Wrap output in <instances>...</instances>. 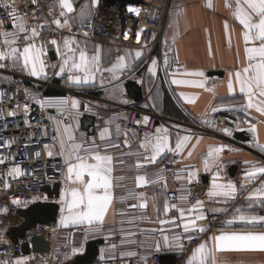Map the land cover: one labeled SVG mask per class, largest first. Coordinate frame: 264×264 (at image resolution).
I'll return each instance as SVG.
<instances>
[{"label": "crops", "instance_id": "1", "mask_svg": "<svg viewBox=\"0 0 264 264\" xmlns=\"http://www.w3.org/2000/svg\"><path fill=\"white\" fill-rule=\"evenodd\" d=\"M53 4V14H57L61 9L58 7L59 0H50ZM100 0H97V4ZM163 1V0H156ZM211 3L212 7L207 5ZM96 4V5H97ZM88 5L90 8V17L94 7H91V0H75L74 8L76 11L72 14H68L69 18L72 16H78L81 6ZM225 0H173L172 8L170 10L169 17L166 25L161 32L162 46L161 51L164 59L171 57V68L168 67V61L164 74L160 73L159 53H152V48L139 49L133 48L125 51L122 55L125 56V64L127 67L118 72L120 76L119 80H113L112 74L103 73L97 74L95 83L89 85H82L80 87L69 88L65 84V79L62 76L54 75L58 68H53V65H58L61 61L58 58L56 46L48 44L46 47V67L45 73L40 77H33L26 73L25 86L32 90L33 96H42L43 100L52 102L53 106H44V109L57 110L55 102L61 99H76L78 101V108L72 110L70 104L68 106L69 111L62 117L52 116L51 125L54 135L56 134L54 129L56 127L55 121H65L72 125L77 131L75 135L84 136L87 138L97 137L98 134L88 135L81 129V118L84 115H89L95 119L99 116L106 118V121L113 118H125L126 113L119 109L120 96L126 93L124 90V84L122 83L125 76L138 70L145 61H147L144 70H140V74L144 77V83L140 85L143 89L142 101L138 103L139 108L143 110H149L156 115H159L166 119L165 124L161 122L156 124V127L169 126L173 129L170 134V145L175 146L177 139L182 138L185 135H189L192 139L188 142L187 147L183 150V153L178 157V163L174 172V176L170 177L163 171V177L156 185H147L145 187H137L135 183V176L138 174L134 169L136 163L135 157L125 156L124 164L117 165V171L114 172L115 176H124L125 179L120 183L123 187H117L114 190V194L117 199L123 195L127 196L129 191L137 194H143L147 198L146 202L148 208L146 211H142L138 208H132L131 205L137 204L135 199H127L124 203H114L113 208L107 213L103 229L99 232H88L87 226H72L65 227L61 221L62 218L67 215L66 212H62L61 193L65 187V179L60 184L59 198L55 200L58 205V214L56 222L49 226L50 230V245L51 249L61 254L66 260L72 261L75 257L84 254L85 245L90 241L101 240L105 243V247L99 250V256L101 258H113L115 256H121L129 259L140 258L146 259L153 253H159L163 257L164 264H185L186 260L190 257L192 250L195 249L200 243H205L208 240L200 242L195 247L189 249L185 239H182L184 244V251L181 253L179 249L168 250L165 249L161 252L154 250V243L160 239L159 232L152 233L150 230L157 228L158 224L149 222L157 219L156 213L152 208V197L155 194L156 199L162 209L165 198V193L173 189L175 181H188V172L195 171L196 175L192 178L191 182L196 181L199 177L206 178L205 192L207 193L211 189L213 183V175L218 174L220 179L218 183H227L223 177V173L227 171L230 174V168L236 162L243 164V183L245 172L252 164L264 165V153L260 152L257 147V141L260 144H264V116H260L255 110H249L250 115L245 116L242 112H216L225 113L235 116L238 119V131L249 130L251 125H255L256 132L252 131V142H242L240 146L231 145L224 138H220L213 134L205 132H196L192 125V120L198 123L204 129H210L207 124L203 123L204 119H211L216 113H212L213 107L232 108L238 107L244 103L240 97L238 87H236V97L233 99L229 97L227 93V82L230 74H233L237 68L243 67L245 63L244 45L241 40V26L230 15V11L225 8ZM63 22L62 17H58ZM42 21V18L27 19L26 23L29 27L33 26L35 22ZM225 21L228 23L227 33L224 28ZM88 21H86L87 23ZM49 30H62L68 31L67 28H57L55 24H45ZM80 23L72 24L71 30L80 27ZM70 37V36H69ZM73 37V36H71ZM81 43L86 40L82 36L74 37ZM63 51L62 40H58ZM87 42V41H86ZM89 55L93 54L94 46L97 44L87 42ZM100 46V45H98ZM101 48V62L102 67H110L117 59V55L111 46H100ZM163 48V49H162ZM140 51L141 57L136 58L135 52ZM131 53V58H127ZM152 60H156L155 75L148 72V68L152 67ZM222 71V77H209L208 72ZM186 72H203L202 77L186 76ZM3 77V74L0 73ZM66 76V74H65ZM5 77V76H4ZM104 80L103 86L100 81ZM178 79L182 81H188L192 84L203 83L204 88L190 86L189 84L175 85L171 81ZM111 81V82H109ZM234 82V76H233ZM47 85V87H45ZM205 88L210 89L206 91ZM73 91H86L87 96H80L72 93ZM186 98L192 100V103L186 102ZM220 98H224L220 100ZM116 119L111 124H106L105 127L109 128L111 134L115 132ZM247 120L248 122H245ZM175 126V127H174ZM104 127V128H105ZM155 127V128H156ZM250 131V130H249ZM155 134V133H154ZM130 137V144L133 150H139L138 145L142 139L140 135L133 132H128ZM124 137V133H123ZM132 137H135L132 139ZM196 138H200V143L196 144ZM125 139V137H124ZM241 142V141H240ZM212 147H223L225 150L220 153L219 159L215 161L213 165H210V170L205 171L203 166V159L206 156L207 149ZM189 150L193 151L191 157L187 156ZM53 156L62 158L59 155V143L54 141V145L50 148ZM129 149L121 147L119 149L112 150L114 156L120 155L121 152H128ZM172 154L165 153L162 157H170ZM160 157L159 160L162 158ZM158 160V162H159ZM149 165L147 169H141L139 174H144L145 171L149 175L155 170H162L158 164ZM122 168L123 171L119 169ZM65 173V166H64ZM179 177V179L177 178ZM260 177L258 176L251 184H248L245 189H238V196L247 197L249 193L254 191L260 186ZM189 182V181H188ZM166 184V188H165ZM209 198V197H208ZM47 201L46 198L42 197ZM222 197L209 198V201L204 202L203 214L207 217L203 221H199L198 225L206 226L207 233L209 230L208 216L211 214L222 215L227 220L232 219L231 215L235 214L237 207L246 211L247 213H259L257 206H241L231 205L229 207L216 205L215 201H223ZM178 202V201H177ZM194 204V203H192ZM214 209H223V211L216 212ZM119 212H124V216L118 215ZM144 215V220L136 219L132 224L128 221L133 217H140ZM177 215L175 211L170 212V216ZM226 220V221H227ZM123 221V222H122ZM168 226H165L167 228ZM240 225L235 224L230 227H222L218 229V234L221 231H233L240 230ZM123 230V231H122ZM255 231H264L260 229H254ZM128 232H134L136 235L128 236ZM141 233H144L143 235ZM198 233V234H204ZM172 234L181 235L183 238V229L174 228ZM215 233L210 235L213 236ZM125 239L135 241V243H125ZM117 241V246L113 248L110 243ZM143 241V245H141ZM73 249H76V253L73 254ZM132 251L136 253L134 257H127L124 255L126 252ZM220 258L226 262V264H264V252L259 251H226L219 254Z\"/></svg>", "mask_w": 264, "mask_h": 264}, {"label": "snow or ice", "instance_id": "2", "mask_svg": "<svg viewBox=\"0 0 264 264\" xmlns=\"http://www.w3.org/2000/svg\"><path fill=\"white\" fill-rule=\"evenodd\" d=\"M75 0H59L58 7L61 9L59 17L64 18L61 22L60 18H56L51 23H54L57 28H67L71 32L72 24L80 23L83 27L87 23L90 27V8L88 5H82L79 15L69 18L68 14L76 11L74 8ZM97 0H91V7H95ZM212 7L211 3L207 5ZM225 8L230 11V15L241 26V40L244 45L245 63L243 67L230 74L227 82V93L233 99L236 97V87H238L240 97L243 99L238 107L223 108L213 107L212 113L216 112H242L246 117L250 115L249 110H255L260 116H264V0H225ZM0 8L7 11L8 17L11 19L12 31L7 30V25L0 23V68L4 67H19L27 71L33 77H40L45 73L46 61L42 59L46 55V47L44 43L37 44V39L40 38L41 32L47 22L29 27L26 23V15H19L10 0H0ZM130 12L139 13V9L129 8ZM225 31L227 33L228 23L225 21ZM86 37L87 31L83 32ZM48 44L56 46V51L60 63L53 65V68H58L54 72L56 76H62L65 79V84L69 88L80 87L82 85H89L95 83L97 74L103 73L112 74L113 80H119L118 72L127 67L125 64L126 57L118 56L116 61L110 67L103 68L101 62V48L94 46L93 54L89 55L87 42L81 43L74 37H65L62 39L63 51H61L60 43L56 39H49ZM140 51L135 52V57H141ZM127 58H131V53ZM8 62V63H4ZM157 61L152 60V67L148 68V72L155 75V65ZM167 64V57L165 58ZM66 74V76H65ZM186 76L202 77L203 72H186ZM234 76V82H233ZM111 82V81H109ZM175 85L189 84L190 86L204 88L203 83L192 84L188 81L173 79L171 81ZM101 86L104 80L100 81ZM206 91L210 89L205 88ZM2 95V93H0ZM28 96L27 92L25 93ZM34 102H39L41 107L53 106L52 102L48 100H38L36 96L28 97ZM224 98H220L223 100ZM186 102L193 101L186 98ZM72 110L78 108V101L76 99H61L55 102V106L61 116L69 111V106ZM27 111V108H25ZM9 115H14L10 112ZM116 118L106 121V124H111ZM145 124L148 118H144ZM245 122H248L245 120ZM139 123V121L137 122ZM203 123L209 127L214 126L211 119H204ZM55 135L54 141L59 143V155L64 159L65 166V187L61 193V203L63 205L62 212H66L62 218L61 223L67 227L72 226H87L88 232H99L103 229V225L110 209L113 208L114 203H124L127 199H135L137 204L131 205L132 208H138L146 211L148 204L147 198L144 195L129 191L127 196L121 195L118 199L114 194L117 187H123L120 183L125 179L124 176H115L117 165L124 164V157L130 156L136 158L134 169L138 173L135 176L136 186L145 187L149 184L156 185L163 177V170H155L150 175L147 171L144 174H139L141 169H147L149 165H154L159 158L165 153H170L173 156H179L187 147L188 142L192 139L191 136L185 135L175 142V146L170 145L169 129L165 127H156L154 135L145 134L141 139L138 149L133 150L130 144V137L128 131L124 132L123 147L128 148V152H121L120 155L114 156L112 150L121 148L117 142L120 136V125L115 127V138L110 133L109 128H103L97 137L87 138L84 136H77V131L71 124L65 121H55ZM175 127V126H174ZM250 131L256 132L255 125L250 126ZM225 135H230L229 129L224 128ZM135 137H132L134 139ZM200 143V138H196V144ZM5 147H10V144L5 143ZM257 147L260 152L264 153V144L257 141ZM49 156L52 152L48 150ZM225 149L223 147H212L207 149L206 156L203 159V166L205 171L210 170V165H213L219 159L220 153ZM39 155V153H37ZM193 151L189 150L187 156L191 157ZM5 163V159H0V164ZM123 171L122 168L119 169ZM20 169L15 167L10 170L9 174L19 173ZM196 175L195 171L188 172V181ZM258 176H264V165L252 164L245 172L244 183H241L240 189H245L248 184H251ZM179 179V177H177ZM211 189L206 193L209 198L222 197L223 202L227 203L233 200L238 195V189L232 182L218 183L220 177L214 174ZM7 186V185H6ZM166 188V184H165ZM180 195L177 197V203H172L164 200L162 209L156 199L155 194L152 199V208L156 213L157 219L149 221L157 223L158 227L150 231L152 233L159 232L160 239L154 243V250L161 252L165 249L174 250L179 249L182 253L184 251V244L182 239L191 242L195 236L191 233H204L207 231L206 226L198 225L199 221L205 220L207 217L203 214L205 207L204 202L197 199L194 204L190 203V192L181 188ZM251 208L253 204L259 202L260 206L264 208V182L260 184L254 191L249 193L246 197ZM220 202V201H216ZM14 203H17L14 201ZM175 211L177 215L170 216V212ZM213 211L220 212L223 209H214ZM118 215L124 216V212H119ZM144 215L140 217H133L128 223L132 224L136 219L144 220ZM123 222V221H122ZM239 224L240 230L221 231L219 234H214L209 237L205 243H200L192 250L190 257L185 264H226L219 256L220 253L226 251L242 252V251H259L264 252V231H255L256 228L264 229V215L254 213H247L241 208L235 209V214L232 219L226 221V227ZM165 226H168L165 228ZM174 228H182L184 234H188L182 238L181 235L172 234ZM123 231V230H122ZM142 235L144 233H141ZM128 236H134L136 233L128 232ZM125 243H135V241L125 239ZM143 245V241L140 242ZM113 248L116 246L113 245ZM73 249V254L76 253ZM124 255L127 257L136 256L135 252L128 251ZM16 264H22L17 261Z\"/></svg>", "mask_w": 264, "mask_h": 264}, {"label": "built area", "instance_id": "3", "mask_svg": "<svg viewBox=\"0 0 264 264\" xmlns=\"http://www.w3.org/2000/svg\"><path fill=\"white\" fill-rule=\"evenodd\" d=\"M16 12L25 16L27 19L42 18L48 25L54 19L59 17V12L53 14V4L50 0H10ZM173 0H100L93 8L90 17V27L87 22L82 26L69 31L49 30L46 26L41 32L40 38L36 43L39 45L44 43L47 45L49 39L62 40L65 37L82 36L87 42L100 46H111L116 55H122L125 51L139 48H152V53L156 50L161 52L162 43L158 38L172 8ZM139 9V13L130 12L129 8ZM0 23L7 25V30L12 31L11 19L7 15V11L0 8ZM43 23L35 22L33 26ZM87 31L85 37L83 32ZM47 60V57H44ZM160 73L163 75L165 71V59L162 53H159ZM8 63V62H4ZM147 61L136 71L125 76L122 83L125 84L132 81L138 85L144 83V77L140 74V70H144ZM0 159H5V163L0 164V264H16L21 261L22 264H69L71 261L66 260L61 254L51 249L48 253L30 254L25 256L22 254V246L30 245L33 239L42 237L50 242L49 226L36 225L24 234V237L18 244H13L5 235V232L12 227H17L22 222L18 216L19 211L26 210L31 205L41 200L42 189L52 186L55 183L59 185L63 182L64 162L62 158L49 156L48 150L54 145L53 129L50 119L44 107L39 102H34L30 98L32 90L25 86L26 73L19 67L0 68ZM5 76V77H4ZM47 87V85H45ZM28 96L26 97L25 93ZM72 93L80 96H87L86 91H73ZM38 100H43L42 96H36ZM27 108V111H25ZM119 109L126 113L125 118H117L116 124L120 125V136L117 142L123 146L125 131L137 133L142 138L145 134L154 135L156 124L161 122L165 124L166 119L156 115L149 110L139 108L138 103L134 102L127 93L120 96ZM13 112L14 115H9ZM148 118L147 124L144 118ZM139 121V123H137ZM214 126L210 129L202 128L198 123L192 120V127L196 132H205L213 134L220 138H224L227 142L234 146H240L243 143L234 139L233 134L238 131V119L235 116L216 113L212 117ZM106 118L99 116L94 122V133L98 134L106 125ZM224 128H228L230 135H225ZM169 133L173 131L167 126ZM115 132L113 138H115ZM10 147H5V143ZM39 153V155H37ZM177 156L162 157L158 164L160 168L170 177L174 176L176 165L178 163ZM237 168L234 176L227 171L222 175L225 182H232L237 187L243 183V164L236 162ZM18 167L19 173L10 170ZM260 183L264 182V176L260 177ZM7 185V186H6ZM183 188L190 192L189 201L195 203L197 199L200 201H209L205 192V184L201 177L194 182L175 181L173 189L165 193V198L177 203V197L181 194L180 189ZM16 201L17 203H14ZM216 205L229 207L231 205L249 206V202L245 197H237L227 203L220 201L214 202ZM252 206L259 208L258 215H264V208L259 202ZM234 215V214H233ZM231 215V217H233ZM226 218L219 214H211L208 216L209 231L204 234L191 233L195 239L191 242L187 241L189 249L195 247L200 242L208 240L212 233L218 234V229L226 225ZM264 230L262 228H256ZM188 234L183 233V237ZM117 241L110 243L111 246H117ZM102 241L98 250L105 247ZM164 264L163 257L159 253H153L146 259L134 258L129 259L121 256L113 258H101L98 256L93 260L92 264Z\"/></svg>", "mask_w": 264, "mask_h": 264}, {"label": "water", "instance_id": "4", "mask_svg": "<svg viewBox=\"0 0 264 264\" xmlns=\"http://www.w3.org/2000/svg\"><path fill=\"white\" fill-rule=\"evenodd\" d=\"M168 67L171 68V57H168ZM209 77H222V71H211L208 72ZM124 90L128 96L136 103L142 101L143 89L140 85L129 81L124 84ZM47 115L51 122L52 116L62 117L58 110L46 109ZM94 122L95 118L89 115H84L81 118V129L88 135L94 134ZM233 137L237 141L241 142H252V132L249 130L236 131ZM236 166L230 168V175L234 176L236 173ZM206 178L203 179L206 182ZM60 185L58 183L52 186H47L42 189V197L46 198L47 201L41 199L31 205L29 208L18 212V216L22 219V222L17 227L9 228L5 235L11 240L13 244H18L19 241L24 237V234L30 228L36 225L51 226L56 222L58 214V205L55 200L59 198ZM101 240L90 241L85 245L84 254L75 257L69 264H92L93 260L98 256L99 250L98 245L101 244ZM50 251V242L42 237H37L32 240L30 245L25 244L22 246V254L28 256L30 254H43ZM134 264V263H131Z\"/></svg>", "mask_w": 264, "mask_h": 264}, {"label": "rangeland", "instance_id": "5", "mask_svg": "<svg viewBox=\"0 0 264 264\" xmlns=\"http://www.w3.org/2000/svg\"><path fill=\"white\" fill-rule=\"evenodd\" d=\"M165 25H166V23H165ZM165 25H164V27H165ZM164 27H163V28H164ZM162 30H163V29H162ZM158 38H159V39H160V41H161V34H159ZM161 43H162V41H161ZM162 47H163V46H162ZM162 49H163V48H162ZM155 52H156V54H158V52H159V51H158V50H156ZM161 53H162V51L160 52V54H161Z\"/></svg>", "mask_w": 264, "mask_h": 264}]
</instances>
